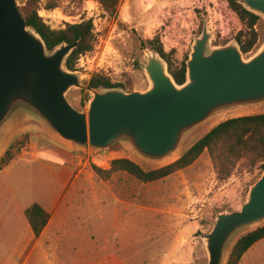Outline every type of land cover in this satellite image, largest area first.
I'll use <instances>...</instances> for the list:
<instances>
[{"label": "rangeland", "instance_id": "374dc122", "mask_svg": "<svg viewBox=\"0 0 264 264\" xmlns=\"http://www.w3.org/2000/svg\"><path fill=\"white\" fill-rule=\"evenodd\" d=\"M27 1L18 0L21 10ZM57 1L59 7L51 10L46 9L49 0L39 2V15L52 28L93 21L94 48L81 55L76 64L86 85L93 75L103 74L125 84L128 91L146 90L150 83L142 69L144 50L155 49L148 41L154 39L169 54L174 66H180L189 59L205 24L212 34L210 48L238 43L245 28L227 0H120L112 14L96 0ZM260 17L256 25L258 43L245 54L246 58L264 42V17ZM67 96L78 109L87 111L92 93L72 88ZM24 111L15 109L0 127V157L10 146L16 158L35 157L36 146L45 149L50 142L65 147L36 115L25 116ZM248 113L252 111L225 114L210 128ZM201 134L185 142L179 156ZM69 147L73 158L66 160L65 166L73 179L66 186L59 176L58 166L65 161L60 156L44 153L40 157L39 161L49 168L21 159L12 169L13 174H18L20 166L30 163L34 167L35 176L28 173L19 186L18 180L14 185L23 195H29V190L48 206H53L56 197L67 191L46 237L50 256L42 255L40 264H206L208 252L201 235L211 231L217 213L242 207L250 185L263 172L260 164L248 168L240 163L229 179L221 181L209 151L205 150L191 165L157 181L142 182L125 171L105 179L96 166L111 168L114 156L105 158L90 148ZM129 159L145 170L161 166L145 164L133 155Z\"/></svg>", "mask_w": 264, "mask_h": 264}, {"label": "water", "instance_id": "95a60500", "mask_svg": "<svg viewBox=\"0 0 264 264\" xmlns=\"http://www.w3.org/2000/svg\"><path fill=\"white\" fill-rule=\"evenodd\" d=\"M239 2L264 17V0ZM211 38L205 24L192 45L182 84L160 53L147 48L142 65L150 83L146 90L94 88L67 66L81 39L49 50L27 24L18 0H0V127L15 109L24 108L25 116L36 115L43 128L68 146L90 148L105 158L133 155L145 164H161L158 168L169 165L183 155L179 153L185 142L202 133L200 139L223 122L210 128L218 117L237 111L264 113V42L246 58L239 42L210 48ZM72 88L92 93L87 111L69 100ZM260 226L264 169L250 185L242 207L217 213L211 231L201 235L208 252L206 264H227L239 238Z\"/></svg>", "mask_w": 264, "mask_h": 264}, {"label": "trees", "instance_id": "16d2710c", "mask_svg": "<svg viewBox=\"0 0 264 264\" xmlns=\"http://www.w3.org/2000/svg\"><path fill=\"white\" fill-rule=\"evenodd\" d=\"M83 1V0H80ZM105 11L115 13L120 0H96ZM233 11H235L245 28L238 36V41L242 51L247 54L257 45L259 32L256 25L261 17L246 9L239 0H227ZM40 0H28L22 9V13L28 25L34 27L42 36L49 50H53L62 42L73 43L81 39L79 46L71 53L67 59V66L71 70H76L79 57L93 50L96 40L95 27L92 19L82 20L77 23H66L64 28L55 29L48 25L39 15ZM59 7L57 0H49L46 9L51 10ZM21 9V8H20ZM167 61L169 71L178 84L186 80L187 65L183 62L180 66H174L169 54L155 40L148 41ZM144 45V44H143ZM88 85L94 88H114L124 87L121 82L103 74L93 75ZM133 90V89H129ZM208 150L213 160L218 179L225 181L229 179L240 163L245 167L253 168L260 164L264 169V113L245 115L227 119L207 134L197 140L183 155L175 162L152 170H145L137 162L129 158L114 159L111 168L102 169L96 166V171L108 179L117 171H125L142 182H153L163 179L174 172L186 168L194 163L199 156ZM16 158L12 153V147L0 157V170L9 165ZM26 216L30 222L34 234L39 236L50 220V213L39 203H33L26 211ZM264 238V226H260L243 235L233 246L227 264H239L243 254L257 241Z\"/></svg>", "mask_w": 264, "mask_h": 264}, {"label": "crops", "instance_id": "0c3cea01", "mask_svg": "<svg viewBox=\"0 0 264 264\" xmlns=\"http://www.w3.org/2000/svg\"><path fill=\"white\" fill-rule=\"evenodd\" d=\"M64 148L56 147L50 142L47 148H37L35 157L18 156L9 165L0 170V264H40L42 255L50 256V251L47 248L49 242L48 237L51 224L55 220L58 213L60 203L64 199L67 191L62 192L56 197L54 205H46L36 199L33 193L29 190V195H23L22 192L15 187V182L18 180V186L24 175L30 174L35 176L34 167L29 163L25 166H20L18 174H13V166L18 164V160L29 159L40 167L49 168V165L43 163L40 157L46 155L60 156L65 161L61 166H58L60 180L62 184L70 183L73 179V174H68V169L65 166L66 160L72 161L71 147L59 141ZM67 147V148H66ZM69 156V158H67ZM15 164V165H14ZM27 168V169H25ZM33 203H39L44 209L50 213V220L43 232L36 236L30 222L26 216V209ZM58 231H54L57 233ZM239 264H264V238L254 243L242 256Z\"/></svg>", "mask_w": 264, "mask_h": 264}]
</instances>
